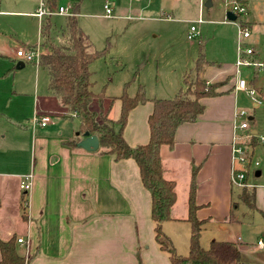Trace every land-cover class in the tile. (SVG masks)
Instances as JSON below:
<instances>
[{"label":"crops","instance_id":"crops-1","mask_svg":"<svg viewBox=\"0 0 264 264\" xmlns=\"http://www.w3.org/2000/svg\"><path fill=\"white\" fill-rule=\"evenodd\" d=\"M240 1L246 2L247 9V0ZM133 2L139 4L141 0ZM144 8L147 6L138 8L139 14H144ZM19 50L8 58L22 68L24 60L16 56ZM255 50L253 57L257 60L259 54ZM223 65L224 68L219 64L209 66L202 74L207 84L222 83L230 77L218 89L221 94L202 99L204 112L198 120L177 128L172 148H160L164 178L175 182L177 197L171 212L175 221L163 223L162 231L171 239L179 256H186L189 248L190 225L185 220L192 166L200 165L196 176V202L202 208L197 211V216L201 220L208 219L206 225L225 222L232 203L239 200L240 192L233 196L230 181L234 114L238 105L233 78L236 70L233 65ZM259 96L263 102L264 96ZM39 105L36 113L40 117L51 114L67 117V110L52 94L48 101L42 98ZM258 106L254 104V107ZM152 108V103L147 101L130 111L122 133L129 146L147 143V118ZM47 125L42 127L43 130H35L29 124L16 125L19 132L31 133V156L26 173L17 175L5 171L10 168L12 158L8 156L12 146L7 144L6 150H0L3 155L0 159V213L14 215L8 218L0 214L1 227L4 223L7 225L0 239L14 236L17 253L26 258V264H170L168 255L155 242L150 195L140 181L136 163L132 159L114 161L98 150L86 152L76 147L77 142L72 146L70 143L76 140L79 125L73 135L54 131L57 121ZM246 133L258 138L257 126L248 127ZM0 139L4 141L5 136L0 135ZM82 139L81 136L79 141ZM252 159L260 162L255 171L259 174L256 178L260 179L255 181L258 185L255 187L254 210L264 219V144L257 143ZM28 175L32 178L31 188L28 192L20 191L19 184ZM240 204L244 205L239 202L237 208ZM10 222L12 225L8 226ZM176 228L182 238V248L178 252L174 235L170 233ZM261 233L262 236L250 243L249 248L238 247L243 256L247 250L254 254L246 256L248 264H264V247L257 246L259 240L264 243V231ZM226 235L221 240L211 236L208 243L226 241L238 246L240 237L230 241L231 237ZM202 238L203 230L200 244ZM18 239H22V243H18ZM185 241L187 247H184Z\"/></svg>","mask_w":264,"mask_h":264},{"label":"rangeland","instance_id":"rangeland-1","mask_svg":"<svg viewBox=\"0 0 264 264\" xmlns=\"http://www.w3.org/2000/svg\"><path fill=\"white\" fill-rule=\"evenodd\" d=\"M42 1L45 0H0V135L5 136L4 141L0 139V150H6L7 144L12 146L8 156L12 158L10 168L5 170L9 173H26V165L28 166L31 156V133L19 132L16 125L29 124L35 130H43L33 119L40 117L36 108L40 106L42 98L48 101L52 93H49L47 73L38 65L37 60L24 61V66L18 68L17 62L8 57H11V53L15 54L16 49L41 52L44 38L40 32L42 22L47 19L51 25V37L54 41L60 40L68 17L67 13L57 12L60 6L71 8L74 4L79 5L76 21L87 39L88 51L103 52L90 64L89 69L92 73L90 90L94 94L102 93L104 98L98 103H92L90 108L94 111H107L110 120L118 118L121 108L119 98L123 94L132 98L141 91L144 97L150 99L174 98L180 90H184V75H193L195 62L200 54L204 60L219 64V67L224 68L223 63L233 65L236 70L233 76L235 81L240 76L249 88L263 96L264 0H247L246 12L234 22L227 20L226 13L231 12L228 8L234 1L240 0H141L139 4L133 2L135 0H55L51 15L38 18L35 12L41 7ZM207 1L211 3L209 8L205 7ZM105 4L112 8L110 16L105 15ZM143 5L147 6L144 8L146 11L139 14L138 8ZM162 12L165 14H161ZM199 20L202 23H198ZM191 25L196 28V36L188 39ZM241 25L249 33L245 40L240 36ZM27 45L33 47L28 50ZM251 46L256 47L254 50L257 49L259 55L257 60L253 56L250 60L258 63V67L238 66L240 49ZM190 78L187 80H191ZM201 78L203 79L202 75ZM226 81L225 79L224 82ZM258 93V98L261 99ZM235 94L238 105L234 123L238 125L243 120L247 121L248 127L257 126L258 137L264 136V99L262 105L254 107V102L246 93ZM242 112L245 116H240ZM66 116L63 118L51 114L50 124L57 121L54 131H61L62 135H73L78 130L79 121L71 113ZM250 116L253 120L249 121ZM241 140L244 141L242 138ZM244 144L248 145L247 142ZM2 156L0 155V159ZM249 157L247 156L250 163ZM256 179L260 178L250 177L249 182L257 186ZM241 190L233 185V196H237ZM233 214L232 221L226 219L225 222H213L203 227L204 239L202 238L201 245L204 249L209 247L208 240L211 236L221 240L225 239L226 233V236L231 237L230 241L240 237L239 248H249L250 243H255L256 238L262 236V214L242 204ZM13 216L5 213L2 215L8 218ZM10 224L12 222L8 226ZM1 226L0 224V235L7 228L5 223L4 227ZM170 233L174 235L178 252L182 248V238L178 235L177 228ZM184 247H187V241ZM252 255L254 256L247 250L240 259L247 263V257Z\"/></svg>","mask_w":264,"mask_h":264},{"label":"trees","instance_id":"trees-1","mask_svg":"<svg viewBox=\"0 0 264 264\" xmlns=\"http://www.w3.org/2000/svg\"><path fill=\"white\" fill-rule=\"evenodd\" d=\"M54 3L55 0L44 1L49 9H52ZM232 4L245 7V3L241 1H234ZM78 9L77 4L71 7V15L67 17L61 39L55 40L56 42L50 35L49 19L42 22L40 33L44 41L41 44L42 51L38 59V65L46 71L49 78L48 89L59 100L62 107L79 121L76 140L70 144L74 146L87 132L90 136L97 137L100 154L109 155L114 161L132 159L136 163L140 181L150 195V217L154 224L155 242L160 250L168 255L170 264H246L241 261L240 250L234 242L211 241L207 249L200 244V234L208 222V219L201 220L197 216V211L202 208L196 202V176L200 165L192 166L190 174L185 220L190 225L188 254L179 256L171 239L162 231L163 223L175 221L171 212L177 197L175 182L164 178L160 148L162 146L172 148L177 128L184 123H194L198 120L204 112V106L200 102L202 99L214 98L221 94L218 89L225 82L207 84L201 78L205 68L215 64L207 62L200 54L195 62L193 75H184V90H180L172 99H148L141 91L132 98L123 94L119 98L121 108L118 118L110 120L107 111H94L90 108L92 103H98L104 98L102 93L94 94L90 90L92 73L89 69L90 64L103 52L88 51L87 39L77 26ZM239 17L240 15H237L236 19ZM188 77H191V80H187ZM229 79L230 77L226 80L229 81ZM261 88L264 96V83ZM147 101L153 105L147 118L149 139L143 145L131 147L124 141L123 129L130 111ZM249 144L251 160L257 145L255 135H252ZM247 169L250 175V166ZM253 176L255 177V172ZM238 199L248 209L254 210L255 187L242 189ZM236 208L237 203H232L229 221L234 219L233 211ZM0 264H26V258L17 253L14 236L7 240L0 239Z\"/></svg>","mask_w":264,"mask_h":264},{"label":"built area","instance_id":"built-area-1","mask_svg":"<svg viewBox=\"0 0 264 264\" xmlns=\"http://www.w3.org/2000/svg\"><path fill=\"white\" fill-rule=\"evenodd\" d=\"M137 1V0H135ZM232 13L236 15H242L246 12L245 7L241 6L240 4H233L230 9ZM104 11L106 16H110L112 13V8L108 5H104ZM57 12L60 14L67 13V16L71 15V8L70 7H59L57 9ZM51 9H49L44 2H42L41 7L38 8L35 12V16L38 18H42L44 16H50L51 15ZM198 23H202L201 20L198 21ZM242 30L240 32V36L242 39H247L249 37V33L244 27L241 25L240 27ZM196 28L195 26L191 25L189 28V34L188 39L194 38L196 35ZM30 50V49H29ZM239 58L237 61L238 66H251L254 65L255 67H258V63L250 60V57L254 55V50L251 47H247L244 50L240 49L239 52ZM40 52L37 51H28L24 52L22 50H19L16 52V56L22 58L24 61L27 62H33L34 60L39 59ZM236 66V67H238ZM236 73V72H235ZM238 73V71H237ZM235 92H244L246 95L254 102L256 105H260L262 103V100L258 98V95L256 91L253 88H249L246 84V81L242 78L236 79L235 85H234ZM238 114V113H237ZM236 114V115H237ZM235 115V120H236ZM245 116V113H240V116ZM33 122L38 124L40 127H45L49 122L50 118L48 116H41V117H35L33 119ZM235 122V121H234ZM33 123V124H34ZM235 136L232 140V149H231V173H230V181L232 183V186H236L237 188H253L256 187L254 184L249 182V178L253 177V173L260 167V162L258 160H250V163L248 162L247 156H250V141L252 138L251 133H246V130L248 129V123L247 121H242L240 124H235ZM239 131V133H237ZM243 134V135H242ZM247 135L246 137H244ZM244 139V141L241 140ZM257 138V137H256ZM248 143V145L244 143ZM257 143L264 144V137H258ZM248 166H250V175H248ZM31 176H24L19 184L20 191L28 192L31 188ZM18 243H22V239L17 240ZM257 246L263 248L264 243L262 240H259L257 242Z\"/></svg>","mask_w":264,"mask_h":264},{"label":"water","instance_id":"water-1","mask_svg":"<svg viewBox=\"0 0 264 264\" xmlns=\"http://www.w3.org/2000/svg\"><path fill=\"white\" fill-rule=\"evenodd\" d=\"M211 6L210 1L205 3V7L209 8ZM226 18L228 21H236V15L232 12L226 13ZM83 139L76 143V147L80 148L86 152H94L99 148V142L96 136H90L87 132L83 134ZM259 174L258 172L255 173V177Z\"/></svg>","mask_w":264,"mask_h":264}]
</instances>
